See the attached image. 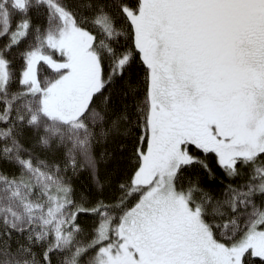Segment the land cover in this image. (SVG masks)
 I'll return each instance as SVG.
<instances>
[{"label":"snow or ice","instance_id":"1","mask_svg":"<svg viewBox=\"0 0 264 264\" xmlns=\"http://www.w3.org/2000/svg\"><path fill=\"white\" fill-rule=\"evenodd\" d=\"M0 264H264V0H0Z\"/></svg>","mask_w":264,"mask_h":264}]
</instances>
